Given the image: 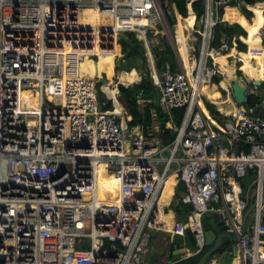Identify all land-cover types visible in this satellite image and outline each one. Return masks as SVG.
<instances>
[{
  "label": "built area",
  "instance_id": "1",
  "mask_svg": "<svg viewBox=\"0 0 264 264\" xmlns=\"http://www.w3.org/2000/svg\"><path fill=\"white\" fill-rule=\"evenodd\" d=\"M243 3L204 0L194 21L175 0H0V264H145L151 231L163 225L159 200L170 177L172 198L179 184L185 192L175 205L192 209L184 221L172 210L169 232L192 233L191 255L206 248L203 218L218 213L238 236L237 264H264V87L247 86L253 102L222 126L206 112L205 102H214L202 92L217 90L214 56L229 50L224 35L213 45L224 23L219 10ZM85 9L108 16L106 23L82 19ZM179 21L187 26L177 33ZM124 33L140 42L157 94L137 100L139 109L155 105L147 128L130 126L118 86L119 110L105 84L100 100L99 78L80 68L104 54L115 53L116 61ZM160 40L171 45L177 71L168 63L158 71L153 48ZM23 92L36 108H25ZM107 101L111 110L103 109ZM181 106L175 125L170 111ZM104 176L118 186L117 203L101 195Z\"/></svg>",
  "mask_w": 264,
  "mask_h": 264
},
{
  "label": "trees",
  "instance_id": "2",
  "mask_svg": "<svg viewBox=\"0 0 264 264\" xmlns=\"http://www.w3.org/2000/svg\"><path fill=\"white\" fill-rule=\"evenodd\" d=\"M258 0H244V3L241 8V13L244 16V21L245 24L247 23L246 20L249 22L252 20V13L248 10V7L256 5ZM176 7L178 9V12L180 13L181 16L184 18H190L192 17L194 21H197L199 17L203 14L204 12V0H192L189 4H186L184 0H175ZM220 14L222 13V9L219 10ZM190 21V20H189ZM171 24H173L171 22ZM253 33V32H252ZM250 33V36L257 37L259 36L258 33L252 34ZM224 35L229 39V48L234 47L233 45L236 44L240 50L245 51V45L242 44L238 36L239 35H246L245 30L238 24H217L215 29H214V41L213 45H218L220 42L221 36ZM162 42V47L161 46H156L153 48V54L155 57V62H156V67L158 71H163L165 69L166 63L169 64L171 71L175 72L178 70V65L176 63V58L174 55V51L171 47V45L165 40L161 41ZM245 44H247L244 41ZM255 44H260V37L258 39H255ZM249 46V44H247ZM249 49V47H248ZM118 53L121 56L120 64L119 66L116 67L117 70H122L126 72H121L118 80L123 83V84H132L135 82H138L140 80L137 71L142 73L141 81L139 83H135L129 86H124V85H118V96L120 99V102L125 106L129 114L131 115V121L129 122L130 126H142L144 128H147L151 125V108H153L155 105L154 104H148L145 107L139 109L138 108V99H146V98H151L155 99L157 94L156 90L151 82V78L149 76V72L147 70V62L144 57V52L142 50V46L140 42L135 38L134 33H124L119 41H118ZM235 52L232 50L230 53L227 54H222V60L225 63L226 66L228 67H233L227 62V57L233 56ZM255 56L257 58V67H259L261 64L264 65V50H257L255 51L253 58L255 59ZM240 57L243 60V66L242 70L249 72V67L244 66V62L247 61L244 59L242 54ZM114 60H110L108 65L104 67L103 74L105 75L106 78H109L110 75H114ZM137 70V71H136ZM83 71L86 72L87 70L84 69ZM249 74V73H248ZM249 78H251V74L248 75ZM113 78H110L107 82V86H103V91L109 96L110 98H113L114 101L116 98L114 95L116 94V89L113 85ZM215 83H218V79L215 78ZM221 86V84H219ZM215 87V86H214ZM222 87V86H221ZM262 87H264V83L262 84ZM223 88V87H222ZM97 92L99 95L100 100H104V94L100 91L99 85L97 87ZM25 102V107L28 106V103L26 100ZM253 102L252 97H248L247 99V104H250ZM48 106H50V103H48ZM116 109L119 110V105L115 101ZM206 108L209 112V116L211 119L215 122L216 125L222 126L225 120L228 118L221 115L216 107L208 102H205ZM103 109H112V105L110 101H107L106 106ZM183 112H184V106L174 108L170 111L171 118L174 122L175 125H179L181 123V120L183 118ZM162 118H165V116ZM170 129L166 128V133H165V142L168 140H171L172 135L169 133ZM179 189L183 190L182 185L179 184ZM163 199H167L169 201L171 200V196L166 194V191L163 190L162 193ZM166 204V205H167ZM170 210L175 211L176 213V218L178 220L184 221L186 220L187 214L190 212V209L186 205L178 204L175 205L173 202L171 205ZM175 215V214H174ZM173 214H169L168 216L162 217L163 222H165V227L167 225H170L173 223ZM188 239V245L192 250L195 249L196 245L194 242V238L191 232L186 233V237ZM196 262V256L194 257H189L185 260H182L176 264H195Z\"/></svg>",
  "mask_w": 264,
  "mask_h": 264
},
{
  "label": "crops",
  "instance_id": "3",
  "mask_svg": "<svg viewBox=\"0 0 264 264\" xmlns=\"http://www.w3.org/2000/svg\"><path fill=\"white\" fill-rule=\"evenodd\" d=\"M261 3L262 0H258L256 5L248 7V10L252 13L253 17L250 22L246 20L247 22L246 24L244 21V16L241 13V9H238L233 4L226 5L223 8L222 13L220 14L224 20V24L236 23L240 25L246 32L245 36L244 35L238 36L239 41L245 45V51L240 50L239 47L236 44H234L233 45L234 47L229 48V50L224 54L230 53L232 50L235 52L233 56L227 57V62L234 68L233 76H237L238 78H240L242 83L247 86H250L252 83H254V80H256L249 78L248 76L251 74V69L255 74V76L257 77L258 81L261 83L260 86H262V84L264 83V65L261 64L259 67H257V58L256 56L255 59L253 58L255 52H253L252 55L244 57V59L247 60L244 62V66L249 67V72H248L249 74L247 73V71L242 70L243 60L240 57L242 53H246L248 50H250V48L248 49L247 44H255L254 43L255 39H258L260 37V36L254 37L253 35L250 36L249 34L252 32H253L252 34L258 33L257 32L258 28L262 27L264 24V10L261 7ZM244 41L247 44H245ZM255 45L258 47H262V49L264 50V39L260 37V44H255ZM221 58H222V54H221ZM218 68H219V64H218ZM84 69L85 67L83 68V70ZM225 77H226L225 72H222L220 69L219 77L217 78L218 83L216 84L217 90L216 88L207 87L204 90L205 93L204 95H206L209 91L213 90L214 94L210 99L206 96L211 102H214L210 104L214 105L217 111L221 115L233 119L236 109L239 105L235 103L234 99L232 98L230 90H228L229 84H227V88H222L219 85L221 80H223ZM171 183L175 185L174 180L171 181ZM177 188L179 189V185L177 186ZM177 199H178L177 197L171 198L168 204L173 202L175 203ZM165 203L166 201H163V199H161V201L159 202V205H162L164 207L163 211L159 209L160 222L163 223V225L162 227H159L151 231L150 246L144 255L145 264H168L170 258L176 259L179 257L181 258V260H185L195 252L194 251L195 249L192 250L188 245V239L185 238L186 236L185 237L172 236V234L169 232L170 229L169 230L166 229L165 222H163L162 219L163 215L168 216L170 213L173 214V218H172L173 222L175 221V216L172 210L166 211L168 204L165 205ZM205 217L208 218L211 228L214 229L215 223L213 222L210 215L208 214Z\"/></svg>",
  "mask_w": 264,
  "mask_h": 264
},
{
  "label": "water",
  "instance_id": "4",
  "mask_svg": "<svg viewBox=\"0 0 264 264\" xmlns=\"http://www.w3.org/2000/svg\"><path fill=\"white\" fill-rule=\"evenodd\" d=\"M192 17H190V20ZM120 62H118L117 66H119ZM99 84H106L108 82L107 78L100 77L98 80ZM140 82V80H139ZM229 89L237 105L243 104L247 100V92L248 87L247 85L243 84L241 79L237 76H233L230 80H228ZM254 83L257 86H260L261 83L258 80H254ZM101 88V87H100ZM208 111V110H206ZM228 122H232L230 118L227 119ZM205 172V170H204ZM175 196L177 198H181L185 195V192L176 188ZM264 201V196L263 199ZM191 210V206H188ZM254 203H252L248 209L245 211L243 215V223H242V230L245 227V219L246 217L253 211ZM210 217L212 218L213 222L215 223L214 229L211 228L208 218L204 217L202 220L203 229H204V236H205V244L206 249L201 252L199 255L196 256L195 264H237V254L238 248L236 246V242L238 236L233 235L228 231V229L223 225L221 221V217L218 213H211ZM187 228V224L184 225ZM173 236V235H172ZM183 252V251H182ZM191 255L190 257H194ZM182 261L181 258L172 259L170 258L168 264H176ZM1 263H3V258H1Z\"/></svg>",
  "mask_w": 264,
  "mask_h": 264
},
{
  "label": "bare ground",
  "instance_id": "5",
  "mask_svg": "<svg viewBox=\"0 0 264 264\" xmlns=\"http://www.w3.org/2000/svg\"><path fill=\"white\" fill-rule=\"evenodd\" d=\"M81 17H82V19L86 20L87 22H94L95 21V22L99 23L98 25H100V26L104 25L107 21V18H108V16H103L102 14H98L96 12V10H93V9H85L81 13ZM179 22H181L183 24V26H186L185 22H182V21H179ZM260 28H258V30H257L258 34H260ZM248 47L250 48V50H248L246 53H242L243 57H247L249 55H252L253 52H255L257 50H263L262 47H258L255 44H249ZM116 55H119L118 49L116 50ZM112 59H115V53L99 55V59L97 62L89 60V59H84L80 63V68L82 69L85 67V69L87 70L86 77L92 78V79L95 77L100 78L101 76H103L104 72H102V71H103L104 67H106L108 65V63L110 62V60H112ZM214 60H215L216 64H219V68L221 69V71L225 72V74H226V77L223 80H221L220 84L223 88H227L228 80L233 78L234 68L228 67L225 65V63L223 62V60L221 58V54L214 56ZM185 62H186V58H185ZM82 72H85V71H82ZM113 76H114L113 74L110 75V77L107 78V80H109ZM251 78L258 80L257 77L255 76V74L253 73L252 69H251ZM104 86H107V83ZM206 88H207L206 86L202 88L203 93H204V90ZM212 88H216V87L213 86ZM213 94H214V91L211 90L205 96H207L210 99L213 96ZM22 97H23V100H26L28 103V106L25 108H33L34 109L37 107V101L35 100L34 97H30L27 92H23ZM109 180H110V178H107L106 176L103 177V181H102L101 177L99 178V185L101 183H103V186H104V188L101 191V195L107 198V200H106L107 203H117L118 202V192H117L118 186L113 181H109ZM173 180H174V178L170 177L167 180V183L164 187L166 194L170 195L171 198H172L173 189H174V185H173V183H171V181H173ZM161 199H163L162 195H161L159 202L161 201ZM163 201H166L165 205L168 202L167 199H163ZM171 226H172V224L167 225L166 229L169 230ZM167 236H169V235H167Z\"/></svg>",
  "mask_w": 264,
  "mask_h": 264
},
{
  "label": "rangeland",
  "instance_id": "6",
  "mask_svg": "<svg viewBox=\"0 0 264 264\" xmlns=\"http://www.w3.org/2000/svg\"><path fill=\"white\" fill-rule=\"evenodd\" d=\"M182 29H184L183 24H182L181 22H178L177 29H176L177 33H180V32L182 31ZM157 39H160V38H157ZM164 41H165V40H164ZM159 42H160V43H159V46L162 47V42H161V40H160ZM157 43H158V41H157ZM181 56H182L183 60L185 61L186 56H185L184 52H181ZM120 60H121V57H118L117 60L114 61V69H115V70H114V76H115V79L112 80V81H113V85H114V87H115V86L117 87L118 84L120 83V81L118 80V77H119L120 73H121V72H126V71H122V70H117V69H116L117 64H118V61L120 62ZM81 70L83 71V68H82ZM136 71H137V70H136ZM137 74H138L139 78L142 77V73H141V72L137 71ZM133 84H135V83H133ZM98 85H99V89H100L101 85H100V84H97V86H98ZM116 87H115V89H116ZM117 88H118V87H117ZM116 91H117V90H116ZM104 97H105V95H104ZM105 99H106V97H105ZM118 99H119V96H118ZM119 100H120V99H119ZM185 236H186V235H185Z\"/></svg>",
  "mask_w": 264,
  "mask_h": 264
}]
</instances>
